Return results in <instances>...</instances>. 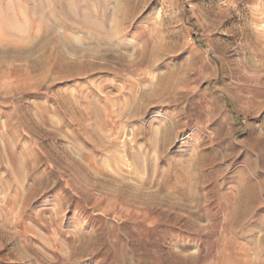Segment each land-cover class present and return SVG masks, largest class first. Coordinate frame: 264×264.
Instances as JSON below:
<instances>
[{
  "label": "rangeland",
  "instance_id": "374dc122",
  "mask_svg": "<svg viewBox=\"0 0 264 264\" xmlns=\"http://www.w3.org/2000/svg\"><path fill=\"white\" fill-rule=\"evenodd\" d=\"M0 264H264V0H0Z\"/></svg>",
  "mask_w": 264,
  "mask_h": 264
},
{
  "label": "bare ground",
  "instance_id": "6f19581e",
  "mask_svg": "<svg viewBox=\"0 0 264 264\" xmlns=\"http://www.w3.org/2000/svg\"><path fill=\"white\" fill-rule=\"evenodd\" d=\"M76 24V23H75ZM92 24V23H91ZM93 26V25H92ZM100 30V29H99ZM112 33V32H111ZM105 34V33H104ZM126 189V188H125ZM133 193V192H132ZM150 201V200H149ZM180 258V257H179Z\"/></svg>",
  "mask_w": 264,
  "mask_h": 264
}]
</instances>
